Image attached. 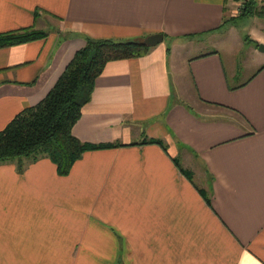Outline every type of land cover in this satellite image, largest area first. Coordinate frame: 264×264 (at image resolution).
I'll use <instances>...</instances> for the list:
<instances>
[{"label": "crops", "instance_id": "crops-1", "mask_svg": "<svg viewBox=\"0 0 264 264\" xmlns=\"http://www.w3.org/2000/svg\"><path fill=\"white\" fill-rule=\"evenodd\" d=\"M236 4L0 0V33H45L0 48V131L45 98L84 37L163 35L106 63L72 129L111 147L66 176L45 156L0 162V264H264V53L248 51V78L231 83L218 48ZM204 39L208 51L176 52Z\"/></svg>", "mask_w": 264, "mask_h": 264}, {"label": "trees", "instance_id": "trees-1", "mask_svg": "<svg viewBox=\"0 0 264 264\" xmlns=\"http://www.w3.org/2000/svg\"><path fill=\"white\" fill-rule=\"evenodd\" d=\"M255 17L264 20V3L243 0L240 19ZM44 35L32 27L0 33V48ZM84 41L45 98L23 109L0 131V162L17 159L21 170L22 159L45 156L55 164L60 176H66L84 152L111 147L82 142L72 129L83 106L90 101L95 80L106 63L144 56L151 47L139 38L114 41L84 37Z\"/></svg>", "mask_w": 264, "mask_h": 264}, {"label": "rangeland", "instance_id": "rangeland-1", "mask_svg": "<svg viewBox=\"0 0 264 264\" xmlns=\"http://www.w3.org/2000/svg\"><path fill=\"white\" fill-rule=\"evenodd\" d=\"M242 3L243 0H239V4H236L234 9L235 14H233V17L227 19L230 24L226 23L225 29L227 30L228 28L229 31L224 33L222 36H219L221 39L220 44L224 47V51L222 47L218 48H221L220 52L222 60L224 61L226 73L231 83H241L248 78V64L250 61L248 51L252 50L254 52V57H257L256 55L258 54L256 51H258V49L256 48V44L264 43V20H260V18L257 19L256 17L255 19H240ZM258 3L262 4L264 2L258 0ZM210 49V41L204 39L202 42L191 43L184 48H178L176 52H178L181 56L182 54L184 56H187L188 54L194 56L202 50L208 51ZM176 52L174 53V56H177ZM259 55L264 57V54ZM251 61L255 68L256 62L253 60V57ZM234 75L238 78L241 75L243 79L235 80Z\"/></svg>", "mask_w": 264, "mask_h": 264}, {"label": "water", "instance_id": "water-1", "mask_svg": "<svg viewBox=\"0 0 264 264\" xmlns=\"http://www.w3.org/2000/svg\"><path fill=\"white\" fill-rule=\"evenodd\" d=\"M163 41V35L158 33V34H153L150 35L146 38L143 39V44L148 46V47H154ZM258 51L261 53H264V44H259L257 47Z\"/></svg>", "mask_w": 264, "mask_h": 264}]
</instances>
